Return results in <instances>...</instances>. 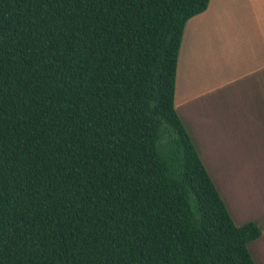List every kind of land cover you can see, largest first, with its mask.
<instances>
[{
	"label": "trees",
	"instance_id": "1",
	"mask_svg": "<svg viewBox=\"0 0 264 264\" xmlns=\"http://www.w3.org/2000/svg\"><path fill=\"white\" fill-rule=\"evenodd\" d=\"M209 0H0V264H255L174 107Z\"/></svg>",
	"mask_w": 264,
	"mask_h": 264
},
{
	"label": "crops",
	"instance_id": "2",
	"mask_svg": "<svg viewBox=\"0 0 264 264\" xmlns=\"http://www.w3.org/2000/svg\"><path fill=\"white\" fill-rule=\"evenodd\" d=\"M188 71L190 85L184 90L183 75ZM195 74L202 78L205 74L207 81L199 83ZM218 92L222 106H228H223L227 111L223 119L252 121L264 137V0H209L207 9L185 24L177 60L175 110L189 105L192 114L196 101L217 99ZM234 105L247 113L238 117Z\"/></svg>",
	"mask_w": 264,
	"mask_h": 264
},
{
	"label": "rangeland",
	"instance_id": "3",
	"mask_svg": "<svg viewBox=\"0 0 264 264\" xmlns=\"http://www.w3.org/2000/svg\"><path fill=\"white\" fill-rule=\"evenodd\" d=\"M197 76L199 83L207 81L205 74L204 78L195 74L194 80ZM189 81L188 71L183 75L184 90L189 88ZM221 99L218 92L217 99L196 101L192 114L189 105L177 113L234 224L253 221L259 227L261 236L248 244V250L255 264H264V137L252 121L223 119L227 113L223 106H228H222ZM233 107L238 117L247 113L242 106Z\"/></svg>",
	"mask_w": 264,
	"mask_h": 264
}]
</instances>
